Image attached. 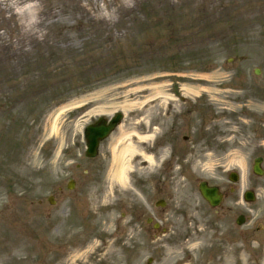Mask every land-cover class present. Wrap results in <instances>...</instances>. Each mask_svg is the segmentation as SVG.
Wrapping results in <instances>:
<instances>
[{"label": "rangeland", "instance_id": "rangeland-1", "mask_svg": "<svg viewBox=\"0 0 264 264\" xmlns=\"http://www.w3.org/2000/svg\"><path fill=\"white\" fill-rule=\"evenodd\" d=\"M117 111L121 124L87 158L84 127ZM120 129L157 131L141 145L154 163L140 164L138 155L125 188L109 175ZM258 156L264 0H0V251L8 248L0 264H69L77 254L61 258L56 245L68 248L81 229L88 236L78 264H149L150 257L203 264L209 251L217 261L228 252L239 260L237 248L220 258L210 241L191 253L182 236L214 232L219 214L200 194L202 180L228 191L220 212L249 211L260 220ZM246 189L257 203L243 201ZM159 199L166 205L157 207ZM147 217L168 231L159 233ZM49 247L56 251L47 256Z\"/></svg>", "mask_w": 264, "mask_h": 264}, {"label": "bare ground", "instance_id": "bare-ground-1", "mask_svg": "<svg viewBox=\"0 0 264 264\" xmlns=\"http://www.w3.org/2000/svg\"><path fill=\"white\" fill-rule=\"evenodd\" d=\"M186 92H193L196 93L194 88L186 87ZM139 102L134 103H126L122 106V109L127 110L133 107V105H136ZM68 108V107H67ZM62 108V111L67 109ZM101 110V109H98ZM122 129V128H121ZM119 131V134L116 137L112 138V151H113V159H112V168L110 169V179L113 183L120 184L125 188V186L129 183V176L130 173L133 171V161L137 156L139 155L143 160L140 162V164H143L145 161L148 163V165L154 163V156L152 154H146L144 152V149H142L141 145L143 143L149 142L154 138L157 131H151L148 133H140V131ZM137 140V145L134 143L133 140ZM165 153V151H163ZM240 163V166L242 167V172L244 173V177L242 180L241 187L244 189V184H246V177L243 167V162L238 161ZM205 166V165H204ZM212 165H209L208 167H211ZM197 167V166H195ZM206 167V166H205ZM145 168L141 167V170H144ZM107 202V198H106ZM107 221L103 223V226H105V232H103V235L107 234L109 232L108 230V224H106ZM210 238L209 230L205 227H201L199 230H194L192 233L182 236V245L183 247H186L187 250L190 252L195 253L196 251L202 250L205 245L208 243ZM17 247V246H16ZM8 248L5 247L2 251H0V263L3 259V255L7 252ZM17 250L16 248L14 249ZM103 259L107 260L109 259L108 256L111 255L110 249L106 248L103 251ZM11 259V258H10ZM12 260V259H11Z\"/></svg>", "mask_w": 264, "mask_h": 264}, {"label": "flooded vegetation", "instance_id": "flooded-vegetation-1", "mask_svg": "<svg viewBox=\"0 0 264 264\" xmlns=\"http://www.w3.org/2000/svg\"><path fill=\"white\" fill-rule=\"evenodd\" d=\"M258 199L255 200L254 203H257ZM256 215L260 218L257 223V226H250L253 224L252 219L255 216H251L248 213L243 215V219L246 220L247 227L237 225L234 228L231 218H227L224 216L223 218V226H217V239L221 241L220 247L222 251H225V245L228 242H232L233 240L240 242L244 249L251 247L257 243L258 245L264 243V211L259 210ZM219 235V237H218ZM70 242L67 244L65 252L62 254L64 257H71L73 255H80L82 252V243L86 245L87 241V233L81 229L79 232L74 233V238L69 240ZM66 245V246H67ZM62 247V246H61ZM56 251L54 248L50 249V253L52 254ZM49 255V254H48ZM248 259H250L249 264H264V253H247ZM52 256V255H51ZM55 264V263H54ZM171 264H184L180 261H176Z\"/></svg>", "mask_w": 264, "mask_h": 264}, {"label": "water", "instance_id": "water-1", "mask_svg": "<svg viewBox=\"0 0 264 264\" xmlns=\"http://www.w3.org/2000/svg\"><path fill=\"white\" fill-rule=\"evenodd\" d=\"M122 119V114L117 113L111 121H107L104 118H100L95 124L90 125L86 129V138L88 141L86 155L89 157H94L98 153V146L100 140L106 138L118 125ZM254 170L256 173H262L258 161L255 163ZM235 180L236 177L233 176ZM72 187V183L69 184ZM200 190L203 196L211 203L218 204L221 199V193L217 187L208 186L207 182H202L200 184ZM51 199V198H50ZM164 205V202H160L157 205Z\"/></svg>", "mask_w": 264, "mask_h": 264}, {"label": "trees", "instance_id": "trees-1", "mask_svg": "<svg viewBox=\"0 0 264 264\" xmlns=\"http://www.w3.org/2000/svg\"><path fill=\"white\" fill-rule=\"evenodd\" d=\"M84 85L82 84L81 87H83Z\"/></svg>", "mask_w": 264, "mask_h": 264}]
</instances>
